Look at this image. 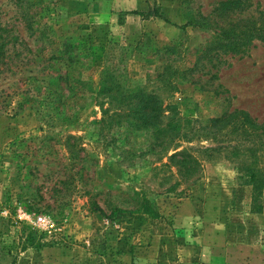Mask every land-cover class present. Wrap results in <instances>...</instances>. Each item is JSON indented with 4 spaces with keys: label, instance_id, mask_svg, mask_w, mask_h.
<instances>
[{
    "label": "rangeland",
    "instance_id": "obj_1",
    "mask_svg": "<svg viewBox=\"0 0 264 264\" xmlns=\"http://www.w3.org/2000/svg\"><path fill=\"white\" fill-rule=\"evenodd\" d=\"M227 1L0 0V264H264V200L243 161L194 138L188 179L144 131L103 120L96 95L112 64L189 130L235 110L264 125V43L209 50L221 28L262 21L264 0L217 10Z\"/></svg>",
    "mask_w": 264,
    "mask_h": 264
},
{
    "label": "trees",
    "instance_id": "obj_2",
    "mask_svg": "<svg viewBox=\"0 0 264 264\" xmlns=\"http://www.w3.org/2000/svg\"><path fill=\"white\" fill-rule=\"evenodd\" d=\"M240 5V0L221 2L217 10L223 13L234 12L240 8ZM159 14L160 10L157 9L155 16ZM36 30L39 31L38 34L43 40L48 37L47 30L49 33L50 29L45 25L40 30L39 24ZM216 33L218 36L217 41H214V46L209 49L210 51L219 52L221 50L225 54H238L256 40L264 43V19L260 22L250 20L243 25L232 24L228 28H221ZM164 51L175 53V46L165 48ZM66 55H68L69 63L74 64L71 54L66 53ZM65 59L66 56H61V60ZM172 68L173 66L170 67V69ZM186 71L190 70L187 69ZM117 72H119V68L112 66V64L106 66L103 70L102 91L96 94L98 97L107 99L105 103L107 101L109 105L102 106L103 120H109L117 128H127L130 132L144 131L151 140L153 139L152 143L154 144L150 147L151 151L166 152V157L170 163L162 164V166L171 167L173 165L177 171L183 173L188 179L201 171V163L193 155V149L184 148L183 143H191L190 140L194 138H211L212 141L219 143L218 146L203 151L209 152V155H212L213 152L224 151L232 157L241 159L243 161L242 166H240L242 167L241 170L249 178L253 188V201L264 200V192L262 191L264 188L263 124H259L249 113L235 110L210 119L205 128L194 127L189 130L184 125L182 117L170 118L166 115L170 108L175 107L165 106L159 94L153 91L150 93L145 92L142 85L132 88L129 83L123 86L116 84ZM67 80L70 79L67 78ZM164 80L161 89L165 92L178 88L169 77ZM91 93L95 94V91H91ZM116 101L120 102L119 106H112V103ZM122 103L124 105H121ZM221 142L225 144H221ZM69 149L72 154L78 152L74 147L69 146ZM170 152L173 154L169 155ZM250 157L252 160H250ZM134 194L137 199H141L139 211L149 215L153 214L149 199L142 196L141 193L135 192ZM98 209L104 213L102 208Z\"/></svg>",
    "mask_w": 264,
    "mask_h": 264
}]
</instances>
